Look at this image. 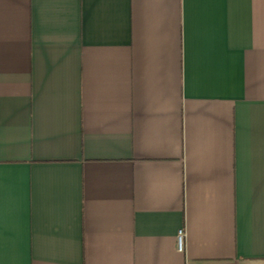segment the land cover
<instances>
[{
    "label": "crops",
    "instance_id": "crops-1",
    "mask_svg": "<svg viewBox=\"0 0 264 264\" xmlns=\"http://www.w3.org/2000/svg\"><path fill=\"white\" fill-rule=\"evenodd\" d=\"M0 264H264V0H0Z\"/></svg>",
    "mask_w": 264,
    "mask_h": 264
},
{
    "label": "built area",
    "instance_id": "built-area-1",
    "mask_svg": "<svg viewBox=\"0 0 264 264\" xmlns=\"http://www.w3.org/2000/svg\"><path fill=\"white\" fill-rule=\"evenodd\" d=\"M184 237H185L184 229H179L177 232V249L179 251H182L184 248Z\"/></svg>",
    "mask_w": 264,
    "mask_h": 264
}]
</instances>
